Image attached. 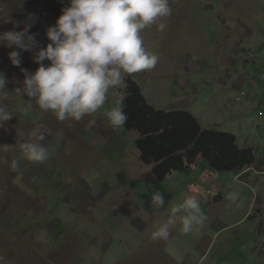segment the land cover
Masks as SVG:
<instances>
[{
    "label": "rangeland",
    "instance_id": "obj_1",
    "mask_svg": "<svg viewBox=\"0 0 264 264\" xmlns=\"http://www.w3.org/2000/svg\"><path fill=\"white\" fill-rule=\"evenodd\" d=\"M55 1L0 0V32L23 29L33 14L35 22L30 32L43 47L50 42L46 29L57 19L52 9ZM169 6L171 15L163 18L167 25L163 31L153 24L141 32L146 51L159 55L156 66L128 76L119 89H109L104 105L80 121L69 118L61 122L34 102L32 109L21 111L23 99L28 97L21 98L12 91L22 87L21 68L32 72L38 67L34 51L16 49L22 61L17 67L8 56L14 46L0 44V73L6 78V90L11 92L6 103L13 113V118L0 128L2 264H264V198L262 207L257 205L264 190L258 189L257 180L251 178L247 190L234 180L235 173L195 163L192 170L173 172L161 181L154 173L156 164L143 161L135 145L137 134L123 126H112L105 115L117 106L130 79L138 83L147 102L158 110L190 113L188 104L192 101L199 116L210 113L209 119L222 121L216 130L232 133L243 127L242 115L233 116L224 110L230 103L224 94L227 89L207 74L215 76L217 72L223 78L222 72L229 70L234 61L230 55H261L264 0H169ZM185 61L196 69L204 61L205 68L200 74L189 75L183 68ZM238 63L239 72L253 77V87H257L258 76L264 87V68L251 65L248 71L241 60ZM256 92L264 93L262 89ZM236 108L232 110L236 112ZM247 123L243 127L246 135L251 129ZM41 135L49 159L34 163L23 157L19 145L39 140ZM14 158L20 160L17 171L10 167ZM254 166L262 167L258 161L250 168L254 170ZM198 168L203 169L201 182ZM239 180L249 184L244 175ZM189 185L195 188L190 190ZM156 190L165 196L161 208L151 204V194ZM197 192L204 197L195 196ZM217 192L228 207L223 199L218 201ZM188 196H195L205 205L202 211H206L208 221L233 213L238 200L236 216L244 220L240 228L243 233L251 231L239 238L244 250L234 252L233 245H226L227 236L222 235L220 245L206 262H201L195 242L208 237L206 225L185 234L179 221L167 241L153 240L152 233L167 221L171 208ZM252 199L254 206L249 209ZM255 240H259L260 247L252 242Z\"/></svg>",
    "mask_w": 264,
    "mask_h": 264
},
{
    "label": "clouds",
    "instance_id": "obj_2",
    "mask_svg": "<svg viewBox=\"0 0 264 264\" xmlns=\"http://www.w3.org/2000/svg\"><path fill=\"white\" fill-rule=\"evenodd\" d=\"M169 15V0H69L55 24L47 27L46 36L50 42L43 47L30 32L35 22L33 14L29 15L30 22L23 29L0 32V44L14 46L8 53L14 66L22 63L21 52L16 49L34 51L33 59L38 65L32 72L21 68L22 87L12 91L21 98L28 97L23 99L20 110L26 112L35 103L40 109L51 111L61 122L69 118L80 121L96 112L108 99L109 89H119L128 76L156 66L159 55L146 51L141 32L153 24L163 31L167 27L163 18ZM45 60L49 61L48 65L44 64ZM5 85L6 78L0 73V128L13 118L6 103L11 92ZM237 96L236 102L245 98L238 101ZM125 99L126 94L121 95L117 106L105 113L114 127L123 126L128 120ZM43 139L41 135L39 140L21 143L23 157L34 163L46 162L49 151L40 142ZM10 167L17 171L19 158H14ZM151 204L163 207V192H152ZM206 220L200 201L188 196L171 208V215L151 238L167 241L178 221L183 233L188 234L194 228L203 227ZM3 260L0 256V264Z\"/></svg>",
    "mask_w": 264,
    "mask_h": 264
},
{
    "label": "trees",
    "instance_id": "obj_3",
    "mask_svg": "<svg viewBox=\"0 0 264 264\" xmlns=\"http://www.w3.org/2000/svg\"><path fill=\"white\" fill-rule=\"evenodd\" d=\"M68 3L69 0L53 2L56 17ZM124 94L128 120L123 128L139 135L135 145L145 163L156 164L154 173L159 180L190 167L200 158L217 171L239 172L257 162L254 148H241L234 134L203 129L198 119L186 111L154 108L135 81L127 80Z\"/></svg>",
    "mask_w": 264,
    "mask_h": 264
},
{
    "label": "crops",
    "instance_id": "obj_4",
    "mask_svg": "<svg viewBox=\"0 0 264 264\" xmlns=\"http://www.w3.org/2000/svg\"><path fill=\"white\" fill-rule=\"evenodd\" d=\"M263 43H261L259 46L262 47ZM226 56V55H225ZM233 59L234 61L231 62L229 65L231 68H229V70L227 69L225 72L223 73V78H219L217 76V72L215 73V76L211 75L208 76V78L210 80L213 81H218V84L224 86V88L227 89V91H225V98L227 99V102L229 103V107L225 108V112H227V114L230 112V115L233 116H240L242 115L243 117V127L244 125L247 123L248 121V125L251 126V129L249 130L248 134L246 135L245 133V129L242 127L241 130L239 132H236V130H232V134H234L237 137L238 140V144L241 148H254L255 152H256V157H257V161L259 163L260 166H262L260 169L254 166V170L252 168H247L242 172H236V171H231L233 173H235V177L234 180L241 185L242 187H244L247 190H250V185L252 184V182L250 181L251 178H253L254 180L258 181V189L260 190H264V182H263V178H264V135H261V131L264 130V93L263 92H256L257 89H262V91H264V87L261 86V84H263L259 77L257 78L258 83H257V87H253V85H251V82L253 81V77H251L248 73H241L239 72V70H237V64L238 63V59L242 61V64L247 68L248 71H251L250 66L254 65L256 68L258 69H263L264 68V58L261 59V61L256 62V63H251L249 65H247L245 63V54L241 53L239 55L233 54L230 55V59ZM215 62H217V58L215 59ZM201 68H194L192 66V64L190 63H186L184 64V70L187 74L191 75V74H200L202 73V71L204 70L205 66H204V61L201 62ZM203 67V68H202ZM231 73V74H230ZM207 76H205V79L208 80ZM186 84H181L180 86L184 87ZM186 87H190L188 84L186 85ZM262 87V88H261ZM194 88L196 89V86H194ZM238 92H246V96L247 98L244 100H242L241 102H236L235 98L238 94ZM199 94H202V90L199 92ZM234 94V99H231V95ZM239 104V105H237ZM184 104H180V107L183 106ZM190 109V113H192L199 121L200 125L202 126L203 129L206 130H216L218 129L219 126H221V122L217 119H209V116L211 115L210 113L207 114L206 117H201L197 114L196 110L197 107L194 106V104L192 103V101H190V103L188 104ZM236 112H234L232 110V107H236ZM168 111H187V110H168ZM257 115V117H256ZM256 120L252 123H250L251 120L255 119ZM204 121V122H202ZM207 123L208 125L206 126ZM218 131V130H216ZM219 132H226V131H219ZM231 133V132H229ZM198 164H200V166L202 167H206L209 168L208 166H206V164L204 163V161L200 158L198 159V161L196 162ZM194 165L182 170V171H190L192 170ZM196 171V170H194ZM203 169L202 168H198L197 172H199V177H200V182H201V173H202ZM210 175L213 178V186L218 190V187L215 186V182H214V177L213 174L210 173ZM249 181V184L247 185L244 181L239 180V178L241 176H243ZM200 183H197L194 186H198ZM193 185H189V189L191 190L192 187H194ZM195 188V187H194ZM220 192H217V197H218V201L223 199V201L226 203V206L228 207L227 201L224 200V198H221L219 196ZM199 195V193L197 192L195 194V196ZM201 195V194H200ZM199 195V196H200ZM211 195V194H210ZM202 197H204L203 195H201ZM255 197V196H254ZM262 198H264V193L261 192L260 196H259V200L257 199V205H259L260 207H262ZM203 200V199H202ZM253 201H250L249 203V209H251L252 206H254V199H252ZM210 203V202H209ZM239 205L238 200L236 201L235 205V209L233 210V213H226L223 215V217H220V215H217L216 218H213L212 220L208 221L206 220L205 225L207 229L206 234H207V238H205V241H202L201 239L195 242V247L198 248L199 250H197L199 257L201 258V262H206L208 260V258L211 256L212 252L214 251V249L216 247H218L220 245V238L222 235L227 236L226 245H233V251L234 252H239L240 250H244V246L240 245V241L239 238L244 235H247L248 233H250L251 231L247 230V232H244L241 230V224L244 222V220H239V217L236 216V210L237 207ZM226 207V210H227ZM205 205H201V209H204ZM205 215L207 217L206 211H205ZM211 219V218H209ZM203 231V230H202ZM260 233H261V229H259V239H260ZM255 245L259 246V240H255L252 241ZM226 264H234L232 261L226 263Z\"/></svg>",
    "mask_w": 264,
    "mask_h": 264
},
{
    "label": "bare ground",
    "instance_id": "obj_5",
    "mask_svg": "<svg viewBox=\"0 0 264 264\" xmlns=\"http://www.w3.org/2000/svg\"><path fill=\"white\" fill-rule=\"evenodd\" d=\"M264 58V47L262 49L261 55L260 54H255V53H247L245 55V63L247 65L251 64V63H256L261 61V59ZM242 95L246 96V92H241Z\"/></svg>",
    "mask_w": 264,
    "mask_h": 264
},
{
    "label": "built area",
    "instance_id": "obj_6",
    "mask_svg": "<svg viewBox=\"0 0 264 264\" xmlns=\"http://www.w3.org/2000/svg\"><path fill=\"white\" fill-rule=\"evenodd\" d=\"M262 80L264 81V74L262 75ZM246 97L245 95H242L241 92L239 93V95L237 96V100L240 101L241 98Z\"/></svg>",
    "mask_w": 264,
    "mask_h": 264
}]
</instances>
